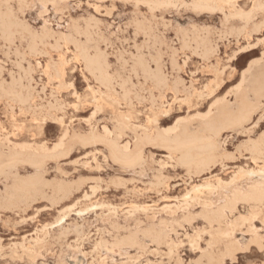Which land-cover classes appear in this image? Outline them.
Returning a JSON list of instances; mask_svg holds the SVG:
<instances>
[{
    "label": "rangeland",
    "instance_id": "374dc122",
    "mask_svg": "<svg viewBox=\"0 0 264 264\" xmlns=\"http://www.w3.org/2000/svg\"><path fill=\"white\" fill-rule=\"evenodd\" d=\"M194 1L172 0L177 5H194ZM213 1L219 3L221 11H200L194 7L162 11L158 20L161 34L171 32L166 42L161 41L165 44L164 51L157 47L154 35L148 38L153 46L150 51L156 52V58L163 55L169 59L168 70L162 73L165 82L149 81L146 88L133 90L131 94L128 89L111 84L109 99L102 107H96L92 100V91H97L99 84L92 75H85L79 63L74 61L69 65L61 73V80H57L55 69L51 83L48 76L40 75L48 68L50 52L48 59L40 56L42 69L27 66L34 74L30 73L31 80L26 84L20 83L19 75L15 83L0 78V155L5 159L12 154L18 156L16 165L0 175V264H47L50 260L58 264H84L85 260L88 264H118L121 260L125 264H138L141 260L144 264H205L202 253L211 228L202 217L205 210L202 202H213L216 198L204 188L196 193L203 201L186 203V195L206 182L214 186L218 181L230 183L238 172L263 166V159L255 164L249 150L241 154L239 147L246 142L241 138L243 132L227 130L222 135L229 142L226 151L217 153L207 170L194 175L195 170L179 164L176 155L158 144H148L144 138L180 122H192L196 126L201 116H212L222 101L231 103L235 109L236 91L248 86L247 81H242V74L249 66L254 67L255 74L264 71V0L242 3L233 0L240 8L229 6L228 0ZM111 2L83 0V9L49 12L54 18L63 19L65 28L60 31L65 34L64 37L57 34V39L47 46L43 44L47 37L41 38L44 51L55 48L60 39L73 46V41H80L98 48L103 26L111 22V15H105L110 11L105 5ZM87 3H92L93 9L89 10ZM76 12L80 15H75ZM0 14H6L3 5ZM115 16L122 19V11L118 10ZM25 21L36 22L31 12ZM190 25L194 26L191 31ZM171 37H176L175 43ZM177 50L179 60L171 54ZM20 59H25L23 53ZM64 80L72 84L71 95L64 87ZM247 97L252 101L251 94ZM119 113L129 120L123 121L121 127ZM156 116L157 128L149 123ZM105 129L110 132V139H118L120 146L127 145L132 152H140L144 161L140 159L127 167L110 158L104 143H81L92 132L104 136ZM64 134L63 146L56 149ZM43 154L46 156L41 157L42 169L30 164V159ZM36 179L43 180L47 186L26 198L7 201L15 182ZM243 215H247V210L239 204L231 220ZM253 226L256 235L245 232L244 227L242 232H236L235 238L249 247L247 252L226 258L228 264L235 258L238 264L239 261L264 264L261 259L264 253L250 243L253 237L264 243L261 234L264 225L253 220ZM227 227L228 224L220 225L223 230ZM158 231L163 238L157 243L152 236ZM193 240L199 242V247L192 249Z\"/></svg>",
    "mask_w": 264,
    "mask_h": 264
},
{
    "label": "snow or ice",
    "instance_id": "6c2138e0",
    "mask_svg": "<svg viewBox=\"0 0 264 264\" xmlns=\"http://www.w3.org/2000/svg\"><path fill=\"white\" fill-rule=\"evenodd\" d=\"M242 2L243 0H241ZM228 4L240 8L239 4H233V0H228ZM0 5L6 9V17L12 25L5 27L0 33V70H2L0 78L15 83L16 77L19 75L20 83L26 84L31 80L32 68H43V60L40 59V56L48 59L50 52L51 59H48V68L40 73L41 76H48L50 83L53 69L56 70L57 80H61L63 79L61 73L75 61L81 65L85 75L88 76L96 71L94 65L103 67L111 84L119 89H128L129 94L141 87L146 88L149 81L154 82L161 73L168 70V57L161 55L156 58V52L150 51L153 46L152 41L148 38L150 35H154L157 47L161 52L164 51L165 44L161 41L166 42L171 36V32L161 34V27L158 23L161 12L176 7H195L197 10L205 7L210 10L213 7L203 3L177 5L172 0H112L110 4L105 5L110 10L105 15H111V22L103 26V38L99 41V46L95 49L93 56L94 48L87 46L82 50L80 41H77L73 46L71 42L66 44L62 39L57 40L56 47H50L48 52L44 51V47L40 43L41 38L46 36L47 39L43 40V44L47 46L50 41L57 39V34L61 37L63 35L60 31L65 28L63 21L49 15V12L56 9H62L64 12L83 9L85 7L83 0L80 3H72L70 0H0ZM86 7L91 10L93 4L87 3ZM244 7H248V5H244ZM262 7H264V3H262ZM96 10L100 11L99 7ZM118 10L123 13L120 20H117L115 16ZM28 12H31L35 17V23L25 21ZM74 14L80 15L79 12ZM149 26H151L150 31ZM164 27L168 26L164 25ZM193 27L190 25L189 31ZM171 39L175 43L176 37H171ZM66 48L67 51H65ZM21 53L25 57L24 60L20 59ZM171 54L179 60V50ZM29 64L32 65V68L27 67ZM56 86L60 87V84L57 83ZM64 86L71 95L72 84L64 80ZM248 116L251 118L245 117V122L239 124L237 128L231 129L233 133L243 132L241 138L246 142L240 145L239 152L246 153L253 144H258L261 155L264 156V95L261 96L260 106L252 109ZM220 140L222 143H220L219 150L224 152L226 151L225 145L229 142L224 141L223 136ZM261 163H264V160H261ZM252 219L264 225V213L259 216L254 215ZM261 234L264 235V227L261 228ZM241 251L247 252L248 248L237 250V252ZM260 252L264 253V244L260 246ZM171 254L176 255V252H171ZM232 255L235 256L236 253ZM261 259L264 261V257ZM47 264H58V262L50 260ZM84 264H88V261L85 260ZM118 264H125V262L121 260ZM140 264H144V262L141 260ZM167 264H172V262H167ZM222 264H228L227 259ZM231 264H238V262L234 259ZM239 264H243V262L239 261Z\"/></svg>",
    "mask_w": 264,
    "mask_h": 264
},
{
    "label": "bare ground",
    "instance_id": "6f19581e",
    "mask_svg": "<svg viewBox=\"0 0 264 264\" xmlns=\"http://www.w3.org/2000/svg\"><path fill=\"white\" fill-rule=\"evenodd\" d=\"M200 3H203L206 6L207 5H212L213 6L210 10L207 7L198 9L200 11H204V10H206V11L220 10L221 11V7H220V5H219V3L217 1H213V0H195L194 1V5H197V4H200ZM94 5H95V3H94ZM96 6H95V10H96ZM258 9H260V8H258ZM88 19H90V18H88ZM75 23H77V22H75ZM11 26H12L11 22L7 19L6 14H0V32L2 33V31H3V29L5 27H11ZM64 34L65 33H63V37H64ZM73 42H74V45H75L76 41H73ZM80 47L83 50L87 46L80 43ZM95 49H97V48L94 47L93 56L95 55ZM207 56H208V54H207ZM220 58H222V57H220ZM94 67H96V71L93 72L91 75L94 77V79L96 81H99V83H98L99 87H98L97 91H92V100H93L94 104L96 105V107H102L104 102L107 99H109L108 91L111 89V86H110L111 85V81L108 80V76H107L105 70L103 69V67L96 66V65H94ZM242 81L243 82L247 81L248 82V86L245 89H243V90L242 89L241 90L238 89L236 91V93H235V100H236L235 109L232 108L233 105L231 103H229L227 101H222L220 104H218L216 106L215 113L212 116H204V117L201 116L199 118L196 126L192 122L176 123L169 129H165V130H162V131H158L157 130L153 135L145 136V138H144L145 142H147L148 144L149 143L158 144V145L162 146L163 148H165L166 150H168V152L170 154L176 155L177 156V162L179 164L184 165L186 167H191V168H193V170H195L194 175H198L201 172L207 170L209 168V165H211L214 162V157L216 156V154L221 152L219 150L220 143H222L220 138L222 137L224 131L237 128V126L239 124L245 122V117L250 119V116H248V113L252 109L259 107L260 102H261V96L264 95V71L255 74L254 73V67L249 66L247 68V70L245 71V73L242 74ZM155 82L157 84H162V83L165 82V78L163 77L162 73L160 74L159 77H157L155 79ZM102 87L104 88V90L102 89ZM124 94H125V92H124ZM248 94H251L253 96L252 97V101L248 99V97H247ZM128 100L130 101V99H128ZM119 102H120V100H119ZM72 105H74V104H72ZM125 120H128V117L125 116L122 113H119V121H118L119 127H121L123 125V121H125ZM149 121H150V119H149ZM151 123L154 125L155 128H157V126H156L157 125V116L152 119ZM104 133H105V135L101 137V136L97 135L95 132H92L91 135H89L87 138H84V139H82L80 141L83 144L84 143H91V142L93 143V142H98V141L104 143L107 146V148L109 149L110 156H111L110 158H112L114 161H117L120 164H122L124 166H127V167L134 166L135 164H137L140 161V159L141 160L143 159L141 154H140V152H138V151L137 152H132L128 148L127 145L120 146L118 139H115V140L110 139L108 137L110 132L107 131L106 129L104 130ZM65 136H66V134H64L58 140V143L55 146L56 149L61 148L63 146V141H64V137ZM249 151L253 155V161L255 162V164H256L257 160H261V159L264 160V156L261 155V150H260L258 144H253L249 148ZM141 152H142V150H141ZM56 153L57 152H54L53 155H56ZM43 156H46V155L45 154L37 155L35 158L30 159V161H29L30 164H33L38 169H42L41 157H43ZM17 158H18V156L16 154H12L11 157L6 158V159L3 158L0 155V175L3 174L7 168H9V169L12 168L14 166L15 162H17V160H16ZM142 161H144V160H142ZM77 165H78V163H77ZM162 176H164V175H162ZM78 181H80V180H78ZM64 183H65V181H64ZM46 186H47V184L41 179L40 180L36 179L35 181L27 180V181H22V182L21 181L15 182L12 185V187H11L12 189H11V191L8 194V200L7 201H17L19 199L26 198L32 193L35 194L37 192H40ZM201 188L206 189L208 191V193H210L211 195H215L216 201H214V200H213V202H212V200H210V201H205L204 200L203 201L200 197H197L196 193L198 191H200ZM91 189H93V188L91 187ZM190 193H193V194H190ZM190 193H188L186 195L187 196V198L185 200L186 203H192V202L197 201V200H202L203 201L202 205L205 207V210L203 212L202 217L204 218V220L206 221L208 226H210V228H211V230L209 231V240H208V242L206 244L205 251H203V253H202V257L205 259V264H222V262H224L226 258H234V256L232 254L233 253H237L238 249L248 248L249 247L248 243H245L244 241L242 242V241L236 239L235 238V234H236V232H242V229H241L242 227L245 228V232L246 231L247 232H254L252 216H254V215L255 216H259L261 214V207L263 206V203H264V164H263V166L259 167L258 169H252V170H248V171H240V172H238L230 183H223L222 181H218L217 184L214 186L211 183L206 182L202 186L193 187L191 189ZM88 198L86 197V199H88ZM239 204H242L243 207L247 210V215H245V216L243 215V216L239 217L238 219H235L234 221H232L231 218H232L234 212L237 211V207H238ZM0 206H1V204H0ZM146 206H149V205H146ZM140 210H141V208H140ZM131 214H133V213H131ZM65 217H67V216H65ZM124 217H126V216H124ZM229 220H231L232 222L228 223ZM221 224H228L227 229H225V230L221 229L220 228ZM174 231H176V230H174ZM79 233H81V232H79ZM109 233H110V231H109ZM255 235H256V233H255ZM258 235H260V234L258 233L257 236ZM183 237L186 238V235L183 236ZM152 238H153L154 241H157V243H158L163 238V234L158 231L157 233L153 234ZM188 238H190V237L188 236ZM198 238L200 239V237H198ZM131 239L134 240V238H131ZM253 239H254V237L252 238L250 243H254L259 248H260V246L262 244H264V243H262L261 240H257V239L253 240ZM99 242H100V240H99ZM198 244H199V242H197V240H193V241H191V245L190 246H193L192 247V249H193L195 246L199 247ZM181 245H183V244H181ZM120 249H122V248H120ZM199 249H197V250H199ZM200 251H201V249H200ZM35 254H36V252H35ZM183 254H184V252H183ZM38 255H39V253H38ZM41 255L42 254H40V256ZM117 255H119V254H117ZM34 258H35V256H34ZM235 259H237V258H235ZM138 264H140V263H138ZM145 264H147V263H145Z\"/></svg>",
    "mask_w": 264,
    "mask_h": 264
}]
</instances>
